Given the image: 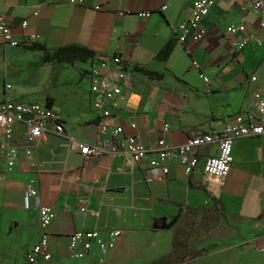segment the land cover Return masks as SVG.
Here are the masks:
<instances>
[{"label": "crops", "instance_id": "0c3cea01", "mask_svg": "<svg viewBox=\"0 0 264 264\" xmlns=\"http://www.w3.org/2000/svg\"><path fill=\"white\" fill-rule=\"evenodd\" d=\"M193 1L0 0V16L21 42L19 47L0 44V104H46L58 111L67 134L96 143L90 71L99 56H121L133 75L115 114L125 135L154 149L162 139L178 147L190 138L224 132L264 94V28L259 14L241 0H217L203 23V41L180 44L179 26ZM143 11L151 17L141 19ZM26 20L29 26L23 28ZM239 24L245 33H231ZM250 36L260 44L236 46ZM33 41L50 51L80 45L95 57L87 63H49L44 52L26 48ZM169 43L175 47L163 62L158 56ZM166 124L170 131L164 133ZM9 144L20 159L7 171L0 155V264H28L26 255L40 240L43 205L56 212L51 264H178L186 252L182 237L205 221V213L237 227L242 241L264 239V138L235 140L233 165L220 183L203 169L216 146L199 151L201 163L191 176L173 161L167 177L150 180L147 166L124 153L85 159L70 146L55 150L49 140H40L27 156L22 124L15 125ZM29 187L38 196L26 209ZM91 230L106 240L111 231L121 236L105 254L95 249L82 260L72 258L69 236Z\"/></svg>", "mask_w": 264, "mask_h": 264}, {"label": "built area", "instance_id": "2783aa9c", "mask_svg": "<svg viewBox=\"0 0 264 264\" xmlns=\"http://www.w3.org/2000/svg\"><path fill=\"white\" fill-rule=\"evenodd\" d=\"M47 2L48 0H42ZM261 18L260 25L264 28V0H241ZM217 0H194L189 10V17L180 23V34L177 39L180 44L188 40L200 43L207 35L203 26L210 11ZM166 8H163L165 10ZM39 15L34 13L35 18ZM141 19H149L151 13L143 11L138 13ZM29 26V21L22 23L23 28ZM12 27L0 16V44L10 47H19L21 42L11 33ZM231 33H245L243 24L232 28ZM254 40L260 44L258 39L250 36L236 43L239 49L244 50ZM121 56H99L98 63L93 65L90 71V92L91 105L94 119L98 121L97 131L99 140L89 144L80 142L67 134L61 116L58 111L46 104L19 103L6 101L0 104V155L3 157L5 169L12 171L19 159L20 153L15 146L10 145L14 135L15 125L22 124L26 128V140L29 145L25 153L27 156L33 154V148L40 140H48L50 134L63 136L70 141L69 146L79 152L85 159L101 157L104 155H117L124 153L129 156L133 163L147 166L149 179L161 180L170 174L169 163L175 161L186 172L192 175L201 163L199 151L202 148L216 146V154L205 158L203 169L206 176L216 182H223L227 179L231 166L233 165V149L236 139L247 137L264 138V94L256 98L254 104L245 106L243 111L233 117L231 122L222 133H206L199 137L190 138L182 146H171L164 139L158 141L154 149L145 148L142 142L135 135H125L124 127L116 124V112L121 109L124 97V84L133 82V75L129 69H125ZM209 83L208 78H204ZM257 77L253 76L252 81ZM12 89L11 85L7 86ZM137 129L135 123L130 126ZM170 131L169 124L164 126V133ZM37 190L30 188L24 196L25 208L32 207V200L37 198ZM40 240L30 249L27 257L28 264H51L52 251L50 248L51 233L50 227L56 219V212L46 205L38 208ZM121 236V231L108 232L109 240H106L100 232L83 231L74 232L69 236V252L71 257L82 260L88 257L95 249L100 254H105L111 242Z\"/></svg>", "mask_w": 264, "mask_h": 264}, {"label": "rangeland", "instance_id": "374dc122", "mask_svg": "<svg viewBox=\"0 0 264 264\" xmlns=\"http://www.w3.org/2000/svg\"><path fill=\"white\" fill-rule=\"evenodd\" d=\"M204 219L182 237L186 252L178 264H264V239L242 241L237 227L206 213Z\"/></svg>", "mask_w": 264, "mask_h": 264}, {"label": "trees", "instance_id": "16d2710c", "mask_svg": "<svg viewBox=\"0 0 264 264\" xmlns=\"http://www.w3.org/2000/svg\"><path fill=\"white\" fill-rule=\"evenodd\" d=\"M28 49L34 51H42L45 53V60L49 63H65V64H75L77 62L87 63L88 61L94 59V52L90 51L88 48L82 47L80 45L74 46H63L55 50H47L45 46L39 44L38 42H31L26 45ZM174 43H169L166 48L160 52L158 58L163 62L167 61L174 50Z\"/></svg>", "mask_w": 264, "mask_h": 264}, {"label": "water", "instance_id": "95a60500", "mask_svg": "<svg viewBox=\"0 0 264 264\" xmlns=\"http://www.w3.org/2000/svg\"><path fill=\"white\" fill-rule=\"evenodd\" d=\"M48 140L51 143V146L53 149L58 150L61 146L66 147L69 146L70 141L66 138H63V136L56 135V134H50L48 136Z\"/></svg>", "mask_w": 264, "mask_h": 264}]
</instances>
